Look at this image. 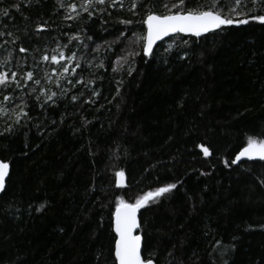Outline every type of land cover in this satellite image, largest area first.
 Listing matches in <instances>:
<instances>
[{"label":"trees","instance_id":"1","mask_svg":"<svg viewBox=\"0 0 264 264\" xmlns=\"http://www.w3.org/2000/svg\"><path fill=\"white\" fill-rule=\"evenodd\" d=\"M173 2L142 0L133 15L125 0L89 18L81 0H0L9 13L0 12V71L18 72L22 83L28 71L41 80L0 86V102L12 97L3 102L9 110L28 105L19 124L0 113V133L14 129L0 135V158L10 169L0 195V264H116L117 199L135 203L169 183L177 187L138 210L143 259L264 264V160L232 164L249 137L264 139V24L177 34L144 57L142 43L132 41L145 33V6L159 14ZM64 45L81 67L57 79L62 65L76 64L51 61ZM76 80L83 83L73 87ZM41 87L57 93L55 103H43ZM118 171L124 188L115 186Z\"/></svg>","mask_w":264,"mask_h":264},{"label":"snow or ice","instance_id":"2","mask_svg":"<svg viewBox=\"0 0 264 264\" xmlns=\"http://www.w3.org/2000/svg\"><path fill=\"white\" fill-rule=\"evenodd\" d=\"M142 0H132L131 7L129 11H133L137 8L138 4ZM251 3L252 7H249ZM117 4L121 8L124 7L125 0H81L80 8L83 12L87 13L89 18H92L94 15H97L99 12H105L107 8L115 7ZM63 7L64 5L61 4ZM104 6V7H101ZM71 9L72 12L76 11L77 4L71 3L67 6ZM148 11L146 18L142 21L146 25V33L143 34H133L134 39L132 43L141 44L142 50L145 56L152 54L153 46L157 41L162 40L164 37L174 36L175 34L183 35H192L196 37H201L207 33L213 32L215 30L221 29L222 26H232V25H243L248 24L250 21H255L260 24H264V0H204L202 3H197L193 7H188L187 0H175L169 6L167 3L163 5L166 9L164 13H156L152 11V8L148 5L145 6ZM173 9H176L173 11ZM3 15L7 16V9H0ZM133 11V15H135ZM79 13L75 16L69 15L66 19H78ZM234 17H244V18H234ZM121 24L131 25L132 20H121ZM5 33L0 31V37L4 36ZM11 35V33H8ZM121 36H124V32H121ZM73 39L79 40V35L70 36L69 42ZM88 40H92L91 36L87 37ZM14 42V41H13ZM174 43V42H173ZM173 43L167 45L166 50H171L173 48ZM187 44V41H183ZM68 45H64L59 51V59L57 55L51 56V61L58 63L59 60H67L68 64H71L74 60L76 61L75 67L69 69L67 64L61 66V71L57 75V79H63L64 73H75L76 68L81 67L80 58L75 52L71 55L65 56L63 48H67ZM85 47H87L85 45ZM99 46L92 49L93 52H98ZM20 52H26L27 50L23 47L19 49ZM56 52V49L52 50ZM129 55H139V53H130ZM184 56L180 58L183 59ZM43 60H48L49 56L44 55ZM128 60V56L119 57L117 64L122 66L124 61ZM91 63V61H87ZM7 63V60L4 61ZM103 63L95 65V67H103ZM118 71L119 68L113 69ZM53 73H57V69L51 70ZM128 74H132V69H128ZM19 73L16 71H0V86L8 87L11 84H15L17 87H25L27 81H32L33 84H41L40 79H34V73L28 71L23 76L24 83L21 82V79H18ZM45 78L47 80H52V76L46 73ZM69 83H72L69 81ZM83 83L82 80H76L75 84H72L73 87L76 84ZM57 87L60 85L57 83ZM37 89H31V92H36ZM40 93H43L45 99L43 103L47 105L48 102H53L54 97L57 96L56 92H52L50 89L45 90L43 87L39 89ZM31 94V93H29ZM93 95H98V93L93 92ZM78 97L73 96L72 99L76 100ZM12 97L9 95L3 96V101L0 102V113H7L9 117H15L13 124H19L20 118L27 117L28 112L25 111V108L28 107L26 103L21 101L20 105H17L15 108L9 110L4 106L3 102L11 101ZM37 101H40V97H36ZM13 125L9 124L4 128V133L13 131ZM204 153L207 156L209 154L208 149H204ZM241 157H247L248 159L259 158L264 160V139H255L249 137L247 140V146L244 147L234 160L232 164H236ZM9 175V163L6 162L3 158H0V190L5 188V177ZM124 173L122 171L116 172L118 178L123 177ZM121 180H117V184H120ZM177 187L176 183H169L166 186L157 187L154 190L144 193L142 196L136 199L135 203H126L123 199L118 198L116 203L115 211V232L117 234V239L115 240V259L118 264H153L152 259H142L141 256V236L134 235V229L139 227L137 222V211L145 207L148 202L154 198H160L163 195L169 193L171 190ZM44 205L37 207L36 211H41ZM219 243V242H217Z\"/></svg>","mask_w":264,"mask_h":264},{"label":"water","instance_id":"3","mask_svg":"<svg viewBox=\"0 0 264 264\" xmlns=\"http://www.w3.org/2000/svg\"><path fill=\"white\" fill-rule=\"evenodd\" d=\"M223 27V26H222ZM216 31V30H215ZM214 32V31H213ZM145 33H146V25H145ZM208 34V33H207ZM175 35H177V34H175ZM181 35H183V34H181ZM185 36H192V35H185ZM170 37H172V36H170ZM170 37H164L162 40H160V41H157L156 42V44L153 46V51H154V49L156 48V46L158 45V44H160L161 42H163L164 40H166V39H168V38H170ZM153 53V52H152ZM142 54H143V50H142ZM152 54H150V55H148V56H145L144 54H143V56L144 57H146V58H148V57H150ZM202 152L204 153V149H202ZM204 155H205V153H204ZM209 155V154H208ZM207 155V156H208ZM206 156V155H205ZM9 171H10V169H9ZM124 173V172H123ZM9 176V175H8ZM8 176H6L5 177V183H6V181H7V179H8ZM118 179H120L121 180V183L120 184H117V180ZM126 185H127V181H126V176H125V174L123 175V177H121V178H118L116 175H115V186L117 187V188H124V187H126ZM2 192H3V190H0V195L2 194ZM116 211V210H115ZM114 214H115V212H114ZM137 222H138V224H139V219H138V216H139V213H138V211H137ZM138 231H139V227L138 228H136V229H134V232H133V234L134 235H140L139 233H138ZM113 232H114V235H115V240L117 239V234H116V232H115V215H113ZM114 253H115V244H114ZM141 256H142V237H141ZM114 257H115V254H114ZM142 259H143V257H142ZM116 260V259H115ZM116 264H118V262L116 261ZM154 264V263H153Z\"/></svg>","mask_w":264,"mask_h":264},{"label":"rangeland","instance_id":"4","mask_svg":"<svg viewBox=\"0 0 264 264\" xmlns=\"http://www.w3.org/2000/svg\"><path fill=\"white\" fill-rule=\"evenodd\" d=\"M241 159H248L247 157H241ZM253 159H259V158H253Z\"/></svg>","mask_w":264,"mask_h":264}]
</instances>
